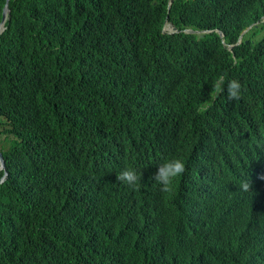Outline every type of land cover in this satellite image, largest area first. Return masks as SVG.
<instances>
[{
    "label": "trees",
    "instance_id": "trees-1",
    "mask_svg": "<svg viewBox=\"0 0 264 264\" xmlns=\"http://www.w3.org/2000/svg\"><path fill=\"white\" fill-rule=\"evenodd\" d=\"M168 4L8 2L0 264H264V0ZM221 75L239 100L211 93Z\"/></svg>",
    "mask_w": 264,
    "mask_h": 264
},
{
    "label": "clouds",
    "instance_id": "clouds-1",
    "mask_svg": "<svg viewBox=\"0 0 264 264\" xmlns=\"http://www.w3.org/2000/svg\"><path fill=\"white\" fill-rule=\"evenodd\" d=\"M3 32V31H2ZM1 34V33H0ZM242 85L236 79H227L221 75L217 77L215 84L212 87L211 93L214 96L225 94L228 101L239 100L242 95ZM201 107L204 110L211 107L210 103L202 102ZM186 171L185 162L179 158L165 159L157 166V170L152 177L160 186V191H170L173 181L182 176ZM4 178V177H3ZM117 181L123 182L130 187H137L142 179V172L134 168H125L116 176ZM242 191H249L251 184L248 180H242L240 184Z\"/></svg>",
    "mask_w": 264,
    "mask_h": 264
},
{
    "label": "water",
    "instance_id": "water-1",
    "mask_svg": "<svg viewBox=\"0 0 264 264\" xmlns=\"http://www.w3.org/2000/svg\"><path fill=\"white\" fill-rule=\"evenodd\" d=\"M10 0H6L5 6L3 8V13H2V20L0 21V33H2V31L4 30L3 25L5 23L6 17H7V13H8V2ZM173 2V0H169V4H168V9L171 5V3ZM168 24L169 28L166 29L165 25ZM252 26L248 27L245 31L242 32V34L239 36L237 43H240L242 36L251 28ZM163 33H167V34H175V33H179L180 31L177 30L176 28H174L171 24H169L167 21H164V26L162 29ZM184 33L186 34H192V35H199V37H202V35L204 33H206L205 31H197V30H192V29H185L183 30ZM220 37H222V33L219 32ZM231 49V46H229V50ZM5 168V163L2 157V154L0 153V170H4Z\"/></svg>",
    "mask_w": 264,
    "mask_h": 264
},
{
    "label": "rangeland",
    "instance_id": "rangeland-1",
    "mask_svg": "<svg viewBox=\"0 0 264 264\" xmlns=\"http://www.w3.org/2000/svg\"><path fill=\"white\" fill-rule=\"evenodd\" d=\"M1 140H2V137H1ZM11 140V138H9V141ZM4 144H6L7 145V143H6V141L4 142Z\"/></svg>",
    "mask_w": 264,
    "mask_h": 264
}]
</instances>
